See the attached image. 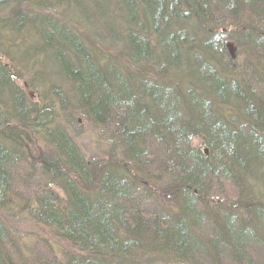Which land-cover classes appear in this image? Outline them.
Instances as JSON below:
<instances>
[{
	"label": "trees",
	"instance_id": "trees-1",
	"mask_svg": "<svg viewBox=\"0 0 264 264\" xmlns=\"http://www.w3.org/2000/svg\"><path fill=\"white\" fill-rule=\"evenodd\" d=\"M118 2L121 32L106 27L113 48L124 42L119 60L99 54L94 29H80L89 11H81L83 22H60L36 14L34 0H0V213L31 199L30 214L73 249L61 256L48 239L25 244L0 220V264H264V196L240 174L232 198L213 179L221 168L233 177L226 158L264 174V0ZM215 21L220 27L209 32ZM21 39L26 52L33 39L58 50L51 55L64 81L30 83L36 104L3 61L23 55L8 50ZM227 41L248 45L240 71L247 79H238L240 88L229 80L236 89L227 94L218 84L203 89V71L212 72L204 55L222 62L221 50L232 61ZM248 74L259 77L258 88ZM223 95L231 104L220 110ZM212 97L218 115L210 120L203 104ZM232 110L251 121L238 124ZM75 115L105 136L99 153L82 152L72 139L66 121Z\"/></svg>",
	"mask_w": 264,
	"mask_h": 264
},
{
	"label": "rangeland",
	"instance_id": "rangeland-1",
	"mask_svg": "<svg viewBox=\"0 0 264 264\" xmlns=\"http://www.w3.org/2000/svg\"><path fill=\"white\" fill-rule=\"evenodd\" d=\"M34 1L36 4H34L35 7L33 8L34 10L37 11L35 12L36 14H38V12L39 14L41 12L49 13L48 5L55 4V2L59 5L57 0H34ZM78 1L79 2L71 1L72 3L67 4V5L62 4L61 5L62 8L57 5L56 6L57 10L51 13L52 16L54 18H57L60 22L63 20L69 23H76L74 22V20L78 19L80 20L78 22L82 21L81 19L83 18H82L81 11L83 9H85L86 11H89L91 15V19H90L91 21H89L88 24L87 22L85 23L82 21L85 25L82 26L81 24H79L80 29H82L83 31L84 29H86V31L90 29H94L95 30L94 32H96V34L94 35V38H96L94 39V41H96L95 45L101 48L99 54L103 52L102 56L107 57L106 55H108L114 58L117 57V60H119V53L122 50L120 45L124 46V42L119 41L118 43L120 45L113 48V45H117V42L114 41L115 39H113L114 37L112 33L107 32L106 26L111 24L115 28L114 32L115 30H119L121 32L119 28L123 27L124 18L120 19L119 17L113 15V13L116 14L115 10L120 9L121 7L120 2H118V0H96V2L94 0H78ZM101 6L103 8H101ZM206 19L210 24L211 22H210L209 17H207ZM217 22L218 21H215V23H212L210 25L209 32H213V30H216L214 29L216 26L220 27V24H216ZM241 24L242 22L238 24L239 26L235 25L234 29L240 30V28L242 27ZM37 25H41V24H37ZM175 30L177 31V29L173 27L166 28V31L174 32ZM226 30L228 29L226 28ZM57 33L58 31L56 32V34ZM101 34L103 35V38L101 42H98L100 41ZM32 35L36 36L34 34ZM53 38L55 37L53 36ZM49 39H50V36L48 34H45L44 42L49 41ZM89 41L91 43V40L89 39L86 41V43H89ZM40 43H41V39H33V42L30 43L31 48H29V50L26 52L24 50L26 48L25 43L22 42V39H21L20 41L17 42V44H15L13 49L8 48V50L10 51L13 50L14 53H16L17 50L22 49L21 52L23 55H21V57L17 59V57L19 56V53H17L15 55V59H17V61H14V62H9L8 61L9 59L3 57V61L7 63L8 66L12 67L13 69L16 70V72L20 74L19 76H17L19 77L17 78V82L20 86L24 88V90L26 91L28 96H30L32 101L34 100L33 102L35 104L38 102L37 99L39 96L38 91L37 92L34 91V87H36V85H37V88H40L41 86L49 87L51 84L60 86L63 83L62 81H64L62 78L58 79L59 75L57 76L56 71H54L57 69L58 66H56L55 63L53 62V56L51 54L56 53V51L58 50L54 48H48L44 43H41V44ZM225 43L227 44V52L229 56L231 57L232 61H225L227 57L226 58L222 57L223 51L221 52V50H218L216 55L221 57L222 62H219L221 60H218V58H216L215 56H212V58L208 59L204 55L203 62L212 67V72L208 74L211 71V69L209 71L207 67H206V70L203 71V89L204 87L205 89H209V86L211 84L214 86L218 84L219 86H221V88H223L224 90L223 93L227 94L229 91H233L236 89V87L233 86L229 80L232 79L235 82H237V88H240L241 83L238 81V79L240 78L242 82L246 81L247 79L246 76L244 78L240 74V71L246 62V57L249 56V49L247 47L248 45L245 46V44L243 43L241 44V43H235L231 41H227ZM63 53H65V51H63ZM238 53H240V55ZM120 61L124 62L122 58H120ZM102 62L103 64H105L108 62V60L105 62L102 59ZM38 74L41 77L37 81L36 78L38 77ZM254 78H255V75L253 76L252 74H248V82L251 83L250 86L258 88L257 83L260 82L261 80L259 79V77H258V80H255ZM33 81L36 82L35 83L36 85L30 84ZM203 94L206 95L207 93H203ZM228 96L223 95L222 98L220 99L221 103L218 104L219 105L218 108L220 110L230 107L231 102L230 103L226 102L230 100L228 99ZM215 98L216 97H212L211 99H209V103H211V105L209 103L203 104V116L208 119L213 118L216 115H218V111L215 108L210 110L214 106L213 101L215 100ZM38 105L40 106V108L43 107V103H40ZM49 105L50 104H46V106H49ZM210 106L212 107L210 108ZM53 112H55V114L58 112L55 105L53 107ZM227 112H229V109ZM231 113L234 116H236L235 119H238L237 121L238 124H242L244 121L250 122L251 121L250 118H252L251 116L248 117L247 115H245L244 112H242V110H238V111L232 110ZM56 116L60 117L61 115L57 113ZM75 117L79 120V123H77L74 120V118H71L70 121L73 123V127H75L73 130L75 129L82 130V140H80L81 145L83 146V148L87 150V152L91 154L99 153L98 147L100 148L102 146H106L107 144L105 142L106 141L105 136L102 133L95 131L94 127L90 123H88L84 117L77 116V115H75ZM263 118L264 117L262 116V119ZM38 122H41V121L38 120ZM255 129L257 130V133H262L260 128L259 129L255 128ZM68 130L70 133L73 132V130L71 132L69 128ZM198 143H199L198 139H195L193 141V144H198ZM41 144L42 143H40V145ZM203 152L205 153L204 156L209 155V149L204 144H203ZM226 163L232 166V176L233 177L232 178L228 177V174L227 173L225 174V171H223L221 168V169H218L216 173V175H219V178L214 177L213 179L215 182L217 179V181L220 182L222 185H224V188L227 189V191L230 193H227V191L226 190L224 191V189L223 190L218 189L220 192H222L228 197L229 195L231 198L234 197L233 196L234 189L231 188L232 187L231 184L235 187V183H234L235 178L237 180V178L239 177H244L246 183L248 185L250 184V187L255 189L254 191L255 196L256 195L257 196L261 195L262 197L264 196V174L258 177L257 173H254L253 175V172L251 173H247L248 171L243 172L244 170L243 168H239V165L237 163H233L227 158L225 159L223 164H226ZM214 164H215L214 167L217 166L216 163ZM223 164L220 163L218 165L223 166ZM237 174H240L239 177L236 176ZM241 183H242V186L245 187L242 180H241ZM235 192H237L240 196L241 193L238 190ZM7 212L8 214L6 215V218L4 217L5 212H2L1 215L7 220L8 224L10 225V228H12L13 232L15 233V236L18 237L20 241L23 240L24 242L25 239L26 241L27 239H31L33 241L36 238L48 239L53 245L54 251L60 253L61 256L63 255V253H69L70 251L73 252L72 247L66 241L60 238V236H56L55 233H53L49 228L35 223L34 221L31 220V218L29 220L28 217L22 216L18 211L10 210Z\"/></svg>",
	"mask_w": 264,
	"mask_h": 264
},
{
	"label": "bare ground",
	"instance_id": "bare-ground-1",
	"mask_svg": "<svg viewBox=\"0 0 264 264\" xmlns=\"http://www.w3.org/2000/svg\"><path fill=\"white\" fill-rule=\"evenodd\" d=\"M72 0H69V1H67V4H70V3H72L71 2ZM58 4L55 2V4H52V5H48V11H49V15H46V16H48V17H52V15H51V13H53L54 11H56L57 10V6ZM59 6V5H58ZM59 7H61V5L59 6ZM62 8V7H61ZM113 34H115V35H117L118 33H116V32H114L113 31ZM40 38V37H39ZM91 50H93V51H96V52H98L99 53V51H98V49L96 48V47H89ZM8 59V58H7ZM9 62H12L10 59L8 60ZM57 70V69H56ZM56 70H54V71H56ZM41 85V84H40ZM48 87V86H47ZM69 94H72L73 95V93L72 92H70V91H67ZM4 116H6V114H4ZM77 120V121H76ZM75 121L77 122V123H79V120L77 119V118H75ZM0 122H1V120H0ZM66 127L67 128H69L70 130H71V132H72V130L75 128V127H73V123L71 122V121H66ZM94 129H95V131H97V132H100L101 130L98 128V127H94ZM71 137H72V139L79 145V147L81 148V150H82V152H85L86 154H88L89 152H87V150L85 149V148H83V146L81 145V141L80 140H82V130H80V129H75V130H73V132L71 133ZM61 195L63 196L64 194L63 193H61ZM30 201H31V199H29V200H23V202H22V204H19V205H16L15 203L14 204H12L11 205V207H10V210H14V211H18L22 216H25V217H28V219L30 220V218H31V220L32 221H34L35 223H37V224H39V225H43L44 227H46V225H44V224H41V222L39 223V222H37V220H36V218L33 216V215H31L30 214V211H29V208L27 207V205L29 206V203H30ZM15 202H16V199H15ZM174 208V207H173ZM5 213V218H6V215L8 214V212L7 211H4ZM2 215H1V213H0V220L3 222V223H7V228H4L5 229V231L7 232V233H9L8 234V237L10 236V238H12L14 235H15V233L13 232V230H12V228H10V225L8 224V222H7V220L4 218ZM260 221H258L257 222V225L259 226L260 225ZM262 224V223H261ZM256 225V224H255ZM256 225V226H257ZM4 227V226H3ZM47 228H49V227H47ZM50 229V228H49ZM34 241V240H33ZM29 242H32V240L31 239H27V241H26V239H25V244H28ZM10 247V246H9ZM67 256V255H66Z\"/></svg>",
	"mask_w": 264,
	"mask_h": 264
}]
</instances>
